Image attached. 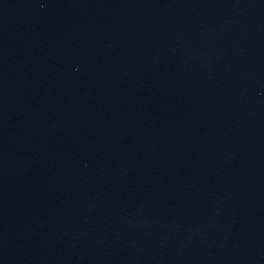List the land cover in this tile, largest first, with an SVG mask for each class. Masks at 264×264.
Listing matches in <instances>:
<instances>
[{"label":"water","instance_id":"95a60500","mask_svg":"<svg viewBox=\"0 0 264 264\" xmlns=\"http://www.w3.org/2000/svg\"><path fill=\"white\" fill-rule=\"evenodd\" d=\"M0 264H264V0H0Z\"/></svg>","mask_w":264,"mask_h":264}]
</instances>
